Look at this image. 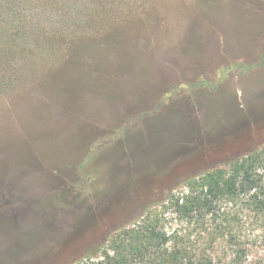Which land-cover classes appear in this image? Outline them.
I'll return each instance as SVG.
<instances>
[{"label":"rangeland","instance_id":"374dc122","mask_svg":"<svg viewBox=\"0 0 264 264\" xmlns=\"http://www.w3.org/2000/svg\"><path fill=\"white\" fill-rule=\"evenodd\" d=\"M18 2L25 34L0 56V264L73 263L264 145V0Z\"/></svg>","mask_w":264,"mask_h":264},{"label":"trees","instance_id":"16d2710c","mask_svg":"<svg viewBox=\"0 0 264 264\" xmlns=\"http://www.w3.org/2000/svg\"><path fill=\"white\" fill-rule=\"evenodd\" d=\"M18 1L0 0V56L25 34ZM179 185L70 264H264V145Z\"/></svg>","mask_w":264,"mask_h":264}]
</instances>
